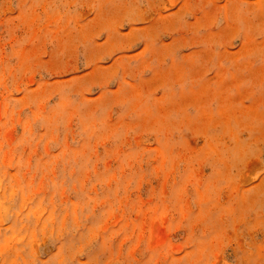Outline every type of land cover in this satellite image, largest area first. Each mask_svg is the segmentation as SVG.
I'll list each match as a JSON object with an SVG mask.
<instances>
[{"label": "rangeland", "instance_id": "1", "mask_svg": "<svg viewBox=\"0 0 264 264\" xmlns=\"http://www.w3.org/2000/svg\"><path fill=\"white\" fill-rule=\"evenodd\" d=\"M0 264H264V0H0Z\"/></svg>", "mask_w": 264, "mask_h": 264}]
</instances>
